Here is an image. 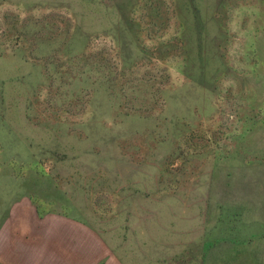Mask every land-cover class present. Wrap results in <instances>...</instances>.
I'll list each match as a JSON object with an SVG mask.
<instances>
[{
    "label": "rangeland",
    "instance_id": "rangeland-1",
    "mask_svg": "<svg viewBox=\"0 0 264 264\" xmlns=\"http://www.w3.org/2000/svg\"><path fill=\"white\" fill-rule=\"evenodd\" d=\"M0 264H264V0H0Z\"/></svg>",
    "mask_w": 264,
    "mask_h": 264
}]
</instances>
